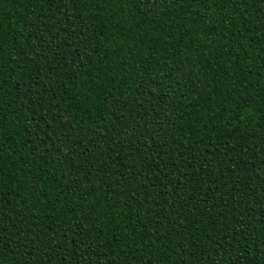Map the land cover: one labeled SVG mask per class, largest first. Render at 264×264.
<instances>
[{
	"label": "trees",
	"instance_id": "trees-1",
	"mask_svg": "<svg viewBox=\"0 0 264 264\" xmlns=\"http://www.w3.org/2000/svg\"><path fill=\"white\" fill-rule=\"evenodd\" d=\"M0 264H264V0H0Z\"/></svg>",
	"mask_w": 264,
	"mask_h": 264
}]
</instances>
